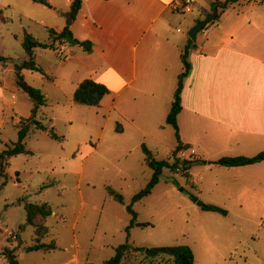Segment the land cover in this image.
I'll return each mask as SVG.
<instances>
[{
	"label": "rangeland",
	"instance_id": "374dc122",
	"mask_svg": "<svg viewBox=\"0 0 264 264\" xmlns=\"http://www.w3.org/2000/svg\"><path fill=\"white\" fill-rule=\"evenodd\" d=\"M209 1L197 0L193 12L175 14L176 30L188 33L197 20L215 14ZM71 10L67 0H49V6L34 0H0V58L11 60H0V154L18 142L17 125L31 117L35 107L16 84L15 64L27 59L23 37L29 33L49 44V30H63L64 14ZM83 51L70 46L37 49L36 65L53 80L24 71L27 83L46 98L36 120L48 131L33 129L25 141L32 154L10 160L6 185L0 178V264H10L6 251L18 264H103L127 241L147 248L189 246L195 264H264V164L234 169L210 165L226 157L253 156L228 143L224 149L206 148L200 138L195 149L180 152L178 169H164L152 194L134 204L138 221L149 226L128 229L132 216L126 206L154 174L142 147L158 161L175 163L176 132L165 124L154 130L156 110L146 111L153 125L143 119L133 123L130 115L145 110L138 102L128 105L123 97L115 99L112 92L100 107L76 104V83L90 79L88 72L78 73ZM5 80L13 82L11 89L3 87ZM51 131L61 140L53 139ZM109 187L125 205L109 196ZM26 203H46L53 209L45 224L49 233L41 243H54L56 250L28 251L37 240L34 227L26 223ZM199 203L228 215L204 210ZM142 258L135 253L123 264Z\"/></svg>",
	"mask_w": 264,
	"mask_h": 264
},
{
	"label": "crops",
	"instance_id": "0c3cea01",
	"mask_svg": "<svg viewBox=\"0 0 264 264\" xmlns=\"http://www.w3.org/2000/svg\"><path fill=\"white\" fill-rule=\"evenodd\" d=\"M177 1L83 0L72 26L76 39L93 45L92 53L83 51L78 73L88 72L89 78L105 85L115 99L123 97L128 105L138 102L145 112L130 115L133 123L139 119L153 125V116H147L146 111L156 110L159 117L154 130L167 125L179 76L184 72L182 54L189 32L205 20H197L188 33L176 30L175 14H182L173 9ZM236 6L241 10L228 12ZM199 34L188 57L191 71L184 79L178 115L181 141L192 149L200 138L206 148L224 149L228 143L254 157L264 152V0H241ZM68 46L84 50L82 45L71 44L56 49ZM2 84L13 87L8 80Z\"/></svg>",
	"mask_w": 264,
	"mask_h": 264
},
{
	"label": "trees",
	"instance_id": "16d2710c",
	"mask_svg": "<svg viewBox=\"0 0 264 264\" xmlns=\"http://www.w3.org/2000/svg\"><path fill=\"white\" fill-rule=\"evenodd\" d=\"M43 5L49 6L47 0H34ZM241 0H226L225 2H220L219 0H215L212 4V9L215 14H217L216 18L210 21L208 24L213 23L218 20L220 14L227 10L230 6H233L239 3ZM83 0H73L72 2V10L66 14L64 17L66 18V26L62 31H56L55 29H50V43L42 44L40 43L32 34L26 33L23 37V48L27 53V59L15 64V71L17 76V84L18 86L24 90V92L29 96V98L34 102L35 107L32 111V116L26 120H23L18 123V142L15 143L11 148L3 151L0 154V178L3 179V185H6L7 174L6 171L9 167L10 160L19 155H30L32 154L27 149L26 138L29 133L33 130H43L48 131V128L43 125L41 122L36 120V115L39 109L46 104V98L43 95L42 91L34 88L29 85L23 75L24 70L36 71L41 73L42 75L48 77L47 73L39 68L35 63V51L36 49L43 50H56L57 45L63 44H71L74 46L81 45L78 39H76L72 32V26L77 19V16L81 10ZM221 11V13H220ZM2 15L0 11V16ZM207 24V25H208ZM205 28V27H204ZM203 28V29H204ZM84 50L88 53L93 52V45L91 42H84ZM196 45L194 42L189 39L188 44L185 48L184 53L182 54V62L184 64V72L179 76L178 87L175 92L174 102L172 105V109L167 117L166 124L172 126L176 132V138L178 140V146L173 151L172 157L176 160L175 163H171L170 160L158 161L154 158L152 152L146 147L143 146V152L145 154V162L146 165L154 171L153 177L148 185L137 195L134 196L132 204L127 205L126 209L128 213L132 216L131 223L128 229L133 227H147L148 223H140L138 221V213L134 209V204L140 202L144 198L150 196L154 190V188L160 182V176L164 169L176 170L178 169V158L177 155L190 147L188 145H184L181 141L180 131L178 126V115L182 111V92L184 89V79L188 76L191 71V64L188 61L189 53L192 48ZM1 61H11L10 59H6L1 57ZM110 93V90L103 84L97 83L92 79H86L80 83L79 87L74 93V102L78 105L89 106V107H100L103 99ZM50 135L55 140H61L59 136H57L53 131L50 132ZM264 162V152L254 156V157H226L222 158L218 161L217 164L225 167V168H240L246 166H252L259 163ZM187 169V168H185ZM5 170V171H3ZM42 188L41 190H43ZM109 196L114 199L116 202L125 205L124 198L118 194L112 188L107 189ZM191 199L197 201L195 196H191ZM204 210L221 214L223 216H227V211L212 205H205L203 207ZM25 210L27 212V225L34 227L35 229V238L37 240V244L33 245L28 249L30 252H38V251H54L57 249V246L53 243L50 245L42 244L41 240L45 238L49 229L46 227V219L53 215V209L48 204H32L26 203ZM129 231V230H128ZM9 257L10 264H18L15 257L13 256L11 251H6ZM139 253L143 258L135 262L132 260L131 264H195V255L193 250L189 246H168V247H135L129 241L125 244L119 246L116 249L115 256L103 264H123L129 256L132 254Z\"/></svg>",
	"mask_w": 264,
	"mask_h": 264
},
{
	"label": "water",
	"instance_id": "95a60500",
	"mask_svg": "<svg viewBox=\"0 0 264 264\" xmlns=\"http://www.w3.org/2000/svg\"><path fill=\"white\" fill-rule=\"evenodd\" d=\"M216 18V14H213L209 17H207L205 20L200 21L190 32H189V38L195 43L197 41V36L199 34L200 31L203 30V28L212 20H214ZM82 46H85V44H81ZM189 163H186L184 166H187ZM200 207H204L205 204L204 203H199Z\"/></svg>",
	"mask_w": 264,
	"mask_h": 264
},
{
	"label": "built area",
	"instance_id": "2783aa9c",
	"mask_svg": "<svg viewBox=\"0 0 264 264\" xmlns=\"http://www.w3.org/2000/svg\"><path fill=\"white\" fill-rule=\"evenodd\" d=\"M196 3L197 0H178L174 3L173 9L183 14L193 12Z\"/></svg>",
	"mask_w": 264,
	"mask_h": 264
}]
</instances>
